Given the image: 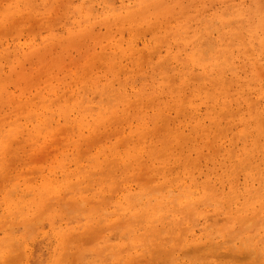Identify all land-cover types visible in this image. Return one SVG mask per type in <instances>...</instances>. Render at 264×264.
<instances>
[{"label":"rangeland","instance_id":"1","mask_svg":"<svg viewBox=\"0 0 264 264\" xmlns=\"http://www.w3.org/2000/svg\"><path fill=\"white\" fill-rule=\"evenodd\" d=\"M123 1L127 2V0H0V89H5L4 92H6L8 96L11 95L13 97L12 99L10 97L7 98V95L0 90V141L2 142V145L0 146V222L6 221V218H8L7 221L9 222L6 225H11L12 227H9L10 229L7 227L4 228L2 227V223H0V264H4V261L7 264L9 262V264L12 262V264H74V262L75 264H106L109 263L107 258H105L107 256L106 253H109L106 241L108 235L115 236L114 234L118 235L117 233L121 231L123 232V236L118 235V240L112 239L113 237H110V239L114 240V242L120 241L125 243L133 237V230L136 231L138 228L139 230H142L143 228L142 224H137L141 223L138 219L131 220V223L128 222V220L122 216V210L119 209L120 207L118 206L119 208L116 209L117 204L115 205V202L117 199L121 198L126 188L131 189L135 192L134 194H137L136 192L140 187L148 189L161 181L159 175L157 174L156 176V173L152 172L150 169L151 160L146 159L147 157L144 156L143 160L139 159L135 161L136 164L132 163L131 165L137 168L135 169L136 171H134L128 167V177L130 179L123 175L120 171L121 168L118 166L107 168L105 160H102L99 163L97 169L99 170L98 172L97 170H93L92 164L95 161V152L98 149L104 148L107 144L117 146V148L121 150L127 149L135 151L136 145L140 140L145 142L150 140L159 141V138L166 135L164 123L158 121L154 123V126L147 130L144 135L133 134L131 137L129 136V132L134 129L135 118L141 115H152V104H150L148 99H140L137 102L136 99H127L126 102L120 104V107H123L119 108L121 111L120 114L118 113L117 115L111 116L107 125L92 126L91 131L86 129L78 130L74 127L65 126V123L60 120L58 122L59 124H57V126L55 125L56 127L51 125L53 128L45 131L42 130L41 133L35 132L36 134L31 136L26 133V131L29 130L28 128H32L31 133L34 129V123L32 124L29 120L31 121V119L41 118L44 109L51 108L52 110H57L59 107L68 108L72 105L71 103L74 99L77 97L79 98L80 95L86 92L90 93L87 88V84L90 80L98 77L102 84L101 86H105L106 76H110L109 71L114 69L115 66L111 61L109 63L110 67L101 65V63H103L102 55L104 56L105 52H111L109 55L112 56V54L121 47V44L122 48L128 50V52L126 51V54L128 55H126V57L128 58H125L126 60L124 63L122 62V67H125L124 69L118 72L113 71L114 77L111 78V83L107 84L109 85V90L116 92L120 89L122 81L125 80V78L131 77L132 80L130 79V82L135 87H138L137 81L134 80L137 78L136 75L140 72H143V74L151 72V65L153 64V58L150 57L151 53L140 59L137 55V48H139L141 44L150 43L154 33H158L159 31L162 32L163 29L161 27L165 26L163 23H165L169 16L170 19L174 20L181 16V14H183L182 12L170 11L158 20H156L155 15L148 14L145 18H140L138 22L135 19L136 24L133 25L135 23L134 21L132 27H129V29L125 24V18H122L123 20L121 21H119L121 18H118L115 22H111L109 27L103 25V23H99L95 29V33L91 32L90 34H87L86 36L88 39L84 38L85 36L81 37L84 39H81L80 37L79 39L77 38L79 40L78 43H75L74 38L78 37L75 36L70 40V37L67 38L68 40L65 39L67 42H62L64 38L58 39L55 44L49 46L48 50H46L43 45H40L37 50L38 52L41 50L38 53L39 55H37V51L36 54H34V51L29 49V44L32 42L39 44L48 30L51 32L63 33L66 29L71 27L72 21H85L86 14L90 13L91 10L96 13H100L101 11L109 13L110 7L108 4H110V2H112V4L115 3L116 5H120ZM205 1H208L206 2V5L212 4L209 7L210 9L219 7L216 0H211L210 2L209 0H193L194 8L195 6H198L199 8L200 4ZM119 22L122 23L120 24ZM161 22L163 26L161 25ZM159 23L161 26H159ZM156 24L161 29H157ZM121 28H124V30L122 31ZM213 34L216 35L215 33ZM113 35L114 37L111 39V36ZM120 37L122 39L121 41L115 39ZM60 41L62 42V45H64V51L67 53L62 51L63 47H61L62 45L60 44ZM84 42H87V46H85L86 44ZM114 42L120 43L113 45L115 44ZM164 43H162L163 45L160 44L162 46L158 50L160 52H158V56L165 55V48L167 45L171 46L172 49H176V46L179 45L177 38L172 35L167 37ZM78 45L79 47H77ZM67 48L70 50L68 51ZM21 53L24 54V57H21ZM61 54V57L64 58L60 60ZM20 57L22 58L21 64L17 61ZM54 58L55 61H52L51 59L54 60ZM100 58L102 59L100 60ZM172 65H175V63H172ZM147 79H149V77H147ZM58 84L60 85L58 86ZM3 87L5 88L3 89ZM173 88L174 87L171 86L170 91H173ZM63 93L66 95L65 97L63 96ZM211 93V95H217L215 90H212ZM42 96H45L44 99L49 97L47 99L48 105H45ZM147 104L150 107H148ZM184 104L187 106V103ZM84 107H86V104L81 103L80 108ZM182 109L180 118L190 119V117L193 116L194 113L192 108H186L183 106ZM205 109L210 110V108H205V105L201 104L200 111ZM195 115H197V113ZM9 133H12V140L7 139ZM206 133L205 138H207V144L200 146V149L196 152L197 157L200 158L199 164H196V162L198 163L196 158L195 163L191 158L195 157L196 153H192L191 157L189 154V156L187 155L185 157L173 149L175 146L170 149L167 144H160V152L157 154L158 158L155 164H158L159 161L168 165L167 169H165L167 172V179L169 181L172 180V182L174 181L173 183L175 184L174 185L170 181V186L176 188L177 183L180 180L189 182L191 171L193 174L196 173L193 176L201 179L204 174L203 172L206 170V166L213 165V162L215 164L219 162L220 154L222 152L220 153V149L217 146L224 148L228 147L227 139H223L225 133L217 128H211ZM199 135H201V133H199ZM122 141L123 144L121 143ZM119 144H122V146H118ZM217 149H219V151ZM260 150L264 152V146H262ZM229 160L230 159L228 158V161ZM109 171L112 173L110 174ZM93 172H95V174ZM104 172H106V174L109 172L110 177L104 174ZM134 174L137 175L132 177ZM237 176L238 182L243 183L245 179L244 174L238 173ZM174 178L178 179L175 180ZM104 179H107L106 182ZM252 180L253 187L258 188L259 183L256 180ZM58 182H62V187L59 190V192H61L56 194L54 190L57 189L55 187ZM68 183L70 187H68ZM227 187L228 186L226 185L224 190H222V192L225 191V194H229ZM56 195H58L57 200L55 199ZM60 195H64L66 198L64 196L61 197ZM41 198L43 200L51 198L50 204H46L48 207L50 206L49 209L47 208L48 210H46L47 206H45L44 203H39ZM255 199L254 195L248 197L244 191L235 199L237 204L235 203L233 205L232 210H230L231 212L225 208L226 206L224 204L220 207L222 214L219 219H222V221L219 220L218 225L215 226L217 228L222 225V227H226L229 231L225 230L224 232L221 231V233H217L214 229L215 226H210V223L206 224L201 217L198 218L195 214V217L192 215L193 219L197 218L196 221H198L199 224L206 225L208 231H215H213V234L210 231L209 235L202 234V236H199L201 234L198 229L199 225L195 224L194 227H191V234L197 236L194 243H198L200 248L194 249V252L196 251L195 253H190L186 264H264V245L262 244H252L249 249L245 250L246 252L240 260L235 257L234 259L231 258L227 253L226 256L223 255L225 250L226 252L239 251L241 248H244L246 242L249 240V229L252 226L254 229L258 230L259 235L263 234L264 199L260 198L262 201L260 199H257L256 201ZM91 201L94 202H92V206L96 204V207L93 206L92 208L90 205ZM245 203H247V205ZM105 204H107V206ZM246 206H248V208ZM250 206L254 207L256 212L253 211V208L251 209ZM110 207L115 208L120 214V217L118 218L119 220H116L114 223H109V220L107 219ZM61 209H64L66 212L64 211V213ZM98 209V212H102L103 214L95 212V210L97 211ZM15 210H17V212ZM104 213H106L107 216ZM258 213L259 215H257ZM144 218H146V216ZM30 219L33 220L29 221ZM121 219L123 221H120ZM24 221L27 223L29 221L28 225L31 224L32 226L29 227L26 225L27 223L22 225V222ZM126 221L129 223L128 225L127 223L125 224ZM20 222L21 224H19ZM251 222L254 223V225ZM100 223L101 225L103 224L104 229L102 228L103 226L100 227ZM248 226L250 227L248 228ZM70 228L72 230H70ZM129 228L130 230L132 229V232L129 231ZM97 229L100 230V234L97 233L96 236L94 233ZM61 230L64 232L62 233ZM110 230H113L114 233H110ZM232 230L234 232H231ZM186 232L187 235L184 236L189 237L190 231L188 230ZM222 233H225L226 235H223ZM228 234L231 236H228ZM93 235L94 238H92ZM100 237L102 238L99 239ZM114 238H117V236ZM229 238L231 239L228 240ZM124 239H126L125 242ZM174 240L177 241L176 239ZM174 240H171L170 244H173ZM183 240L184 239H181L180 241ZM210 241L211 243L213 242L216 244H211ZM99 242L103 244L100 245ZM145 242H148V240ZM147 244L150 246H145L143 253L141 249L137 252L131 250V254L136 257V260L137 258L139 259V256L141 259L136 261L133 260L134 257H132L130 263L151 264L153 261L156 263L157 257L154 258L152 255L153 246L150 243ZM105 245H107V247ZM216 245L217 247H214ZM11 246L12 248H10ZM186 247H188V245H186ZM189 248L193 249L190 246ZM217 248L220 249L218 250ZM257 248L260 250L259 255L262 254L260 258L255 257L257 256ZM74 249H76V251ZM215 250H218V252ZM82 251L83 254H81ZM220 251L223 253L220 254ZM10 252L12 253V256L14 254L15 258L20 256L17 255V253H20L23 258L18 257L19 259L17 258L14 260V256L11 257ZM75 252L78 254L75 255ZM64 254L66 255L62 258ZM178 254L180 256L183 255L176 253V255ZM55 255L57 256V261L54 260ZM10 257L11 259H9ZM73 257H77V261H75ZM256 259L263 260L259 261ZM62 260H65V262Z\"/></svg>","mask_w":264,"mask_h":264},{"label":"bare ground","instance_id":"2","mask_svg":"<svg viewBox=\"0 0 264 264\" xmlns=\"http://www.w3.org/2000/svg\"><path fill=\"white\" fill-rule=\"evenodd\" d=\"M210 1L211 0H209V2ZM206 2L208 1L201 3L199 8L198 6H195L194 8L193 0H127V2L123 1L120 5H116L115 3L112 4V2H110V4H108V6L110 7L109 13L105 11L96 13L91 10L90 13L86 14L87 16L85 21H72L71 27L66 29L63 33L51 32L49 30H46L47 33L42 37V41L39 44L34 42L29 44V49L33 50L34 52H32L36 54V51L38 50L40 45H43L44 48L48 50L49 46L51 44H55L58 39L64 38L62 42H65V39L69 37L70 40L75 36H78L74 38L75 43H78L79 37L81 38L82 36H85L84 38H87V34H90L91 32L95 33V29L97 28V25H99V23H103V25H107L109 27L110 23L115 22L116 19L121 18L119 20L121 21L125 18L126 23H124L128 26L129 29V27H132L135 19L138 22L140 18H145L148 14L155 15L156 20H158L160 17L165 16L170 11L183 13L181 14V16L177 17L174 20L170 19V16L169 18L166 17L167 20L165 21V23H163L165 24V26L161 27L163 29L162 32H153L154 34L152 36V41L147 44H141L139 48H137V55L140 59L141 57H144L150 53V57L153 58V64L151 65L152 73L150 72L148 74H143V72H140L136 75L137 78H135L134 80L137 81L138 87H135L130 82V79L132 80V77L125 78V80H123L121 83L120 89L116 92L109 90V85H107L108 83H111L110 80H112L111 78L114 77L113 71L118 72L125 68L122 67V62L124 63L126 60L125 58H128L126 57V51L128 52V50L122 48L121 44V47L117 51L114 50L115 52L112 54V56L109 55L111 52H105L104 56L102 55L103 59L100 58V60H103V63H101V65L110 67L109 63L111 61V63L115 66V68L113 67L114 69L109 71L110 76L106 74L107 76L105 86H101L102 84L100 83V79L98 77L90 80L87 84V88L89 89L90 93L86 92L80 95L79 98L77 97L76 99H74V101L71 103L72 105H70L68 108L59 107L57 110H52L51 108L44 109V113L42 114L41 118L31 119V121L29 120V122H31L32 124L34 123V129L32 130V133V128H28L29 130L27 131L25 129L26 133L31 136L33 134H36L35 132L41 133L42 130L45 131L53 128L52 126H57V124H59L58 122L62 120V122L65 123V126L74 127L78 130L86 129L88 131H91L92 126L94 125H107L111 119V116L121 113L119 108L123 107H120V104H123L127 99L130 98L136 99V102L140 99H148L150 104H152L153 109L151 116L141 115L135 118V123L133 122L134 129L130 131L131 133L129 132L130 137L133 134L141 136L144 135L147 130L151 129L154 126L153 124L158 121H162L164 123L166 135L159 138V141L150 140L148 142H145L143 140H140L136 145L135 151H130L127 149L121 150L117 148V146L107 144V146H105L104 148L101 147L102 149H98L95 152V161L92 164V168L94 171L98 169L99 163L102 160H105L107 168L118 166L121 168L120 171L123 173V175L128 177L129 169L131 168L132 170L136 171L135 169L137 168L133 167L131 164L135 163V161L139 159L143 160V157L146 156V159L151 160V171L156 173V176L158 174L161 178V181H159V183L157 182L148 189L140 187L136 192L137 194H134L135 192H133L131 189L126 188L121 198L117 199V201L115 202V205L117 204L116 209L120 207L119 209L122 210V216H124L128 220V222L133 219H138L141 223L137 224H142L143 228L140 225L142 230H139V228L136 229V231L133 230V237L126 242V239H124L125 243L120 241L114 242V240H112H118V235L121 236L123 234V232L121 231L117 233L118 235L114 234L115 236L108 235L106 240L108 247L107 245L105 246L107 247V249L109 248V253H106L107 256L105 258H107V261L109 263L105 262L106 264H132L133 262L130 263V261L132 260L131 258L134 257L133 260H136V257L131 254V250L137 252L141 249L143 253L145 246H150L147 243H150L153 246L152 255L154 256V258L157 257L156 263L152 260L153 262H150L151 264H186L188 262L187 259L189 258L190 253H195L196 251L194 252V249L200 248L198 243H194V241L197 239V236L191 234V227H194L195 224L199 225L198 229L201 233L199 236H202V234L209 235L210 231L213 234V231L215 230L217 231V233H221V231L224 232L225 230L229 231L228 229H226V227H222V225L221 227L218 226L217 228L215 226L218 225L219 220L222 221V219L219 218L222 214L220 207L223 206V204L226 206L225 208L229 210V212H231L230 210H232L233 205L238 201V199L237 201H235V199L239 197L244 191L248 197H252L254 195L256 201L260 198L264 199V152L260 150L261 147L264 146V0H216L219 7H214L213 9L209 8L212 4L206 5ZM122 22L119 23L121 24ZM135 24L136 21L133 25ZM163 24L161 22L162 26ZM161 25L159 23V26ZM159 26H157V29H161ZM121 30L123 31L124 28H121ZM213 33H215L216 35H214ZM171 35L177 38L179 45L176 46V49H172L171 46L167 45L165 48V55L158 56V50L163 45L162 43H164L167 37ZM113 37L114 35L111 36V39ZM115 39H118L119 41L122 40L121 37ZM62 42L60 41L61 45ZM84 43L86 44L87 42ZM118 43L116 42L115 44H112L117 45ZM79 45L77 47H79ZM63 46L64 45H62L61 47ZM85 46H87V44ZM62 49V51H64V47ZM69 50L70 49H68V51ZM40 51L41 50H39V52ZM39 52L37 51V55H39ZM22 53L21 57H24V54ZM61 56L62 54L60 55V60L64 58ZM21 57L19 58V60H17L19 61V64H21ZM51 60L55 61V58L54 60ZM172 63H175V65H172ZM147 77H149V79H147ZM59 85L60 84H58V86ZM171 86L174 87L173 91H170ZM4 88L5 87H3V89ZM4 90H2V92L6 94ZM210 90H215L217 92V95H211L212 93ZM63 96L65 97L66 95H64L63 93ZM8 97H10L11 99L13 98L11 95H7V98ZM44 97L45 96H42V99L45 101V105H48L47 99L49 97L47 99H44ZM81 103L86 104V107L80 108ZM184 103H187V106ZM201 104H204L205 108H210V110L205 109L203 111H200ZM183 106L193 109L194 114L192 117H190V119L180 118ZM196 113L197 115H195ZM211 128L222 130L225 133V137L223 139H227L228 141L227 148L216 145L220 149V153L222 152L221 154L219 153V162L217 164L213 162V165L206 166V170L205 172H203L204 174L202 175L201 179L193 176L196 173L193 174L191 171V174L189 175V182L180 180L177 183L176 188L170 186L169 182H172V180L169 181L167 179V172L165 171L168 165L164 162L161 163L159 161L158 164H155L158 158L157 154L160 152V144H167L170 149L175 146L173 149L179 152L180 155L186 157L189 154L191 157V154L196 153L200 149V146L207 144V138H205V136L207 134L206 132ZM199 133H201V135H199ZM11 135L12 133L8 134V140H12ZM121 143L123 144V141ZM122 144H119L118 146H122ZM1 145L2 142L0 141V146ZM219 149L217 150L219 151ZM191 158L194 163L196 162V158L198 161V163L196 162V164H199L200 158L197 157V153L195 157ZM228 158L230 159L229 161ZM98 171L99 170H97V172ZM109 172L110 174L112 173L111 171ZM109 172H107L108 174L104 172V174L109 176ZM93 173L95 174V172ZM238 173L244 174L245 179L243 183L238 182ZM136 175L134 174L132 175V177ZM128 179L130 178L128 177ZM174 179L177 180L178 178ZM252 179L256 180L259 183L258 188L253 187L251 182ZM61 184L62 182L57 183L55 187L57 189L54 190L56 194H58L59 190L61 189ZM67 185L68 187H70L69 183ZM226 185L228 186L227 191L229 192V194H225V191H223L224 194L222 192ZM55 197V199L57 200L58 195H56ZM51 198H46L44 200L41 198L39 200V203H44L45 206H47L46 210H48L50 208V206L48 207V205L51 202ZM92 202L93 201H91L90 204L91 206ZM106 203L109 204L108 202ZM247 203L245 204L247 205ZM107 204L105 205L107 206ZM93 206L96 207V204ZM246 207L248 208V206ZM250 207L251 209L253 208V211H255L254 207ZM116 209L113 207L109 208V214L107 218L109 220V223H114L116 220H119L118 218L120 217V214ZM61 210H63V212L65 211L64 209ZM15 211L17 212V210ZM98 211L99 209L97 211L95 210V212ZM98 213L101 214L102 212ZM106 213L104 214L107 216ZM194 214L198 218L201 217L206 224L210 223V226H215V230L208 231L206 225L199 224L198 221H196L197 218L193 219L192 215ZM257 215H259V213ZM145 216L146 218H144ZM6 219L8 220V218ZM7 220L0 223H2V227H7L8 229H10L12 227L11 225H6L9 222ZM31 220L33 219H30L29 221ZM120 221L123 220L121 219ZM22 223V225H25V223L27 222L24 221ZM28 223L26 225H28ZM32 223L34 224L33 221ZM126 223L127 221L125 222V224ZM19 224H21V222ZM128 224L129 223H127V225ZM252 224L254 225V223ZM28 226L31 227L32 225L30 224ZM102 226L103 224L101 225L100 223V227ZM249 227L250 226H248V228ZM102 228L104 229V226ZM70 230L72 229L70 228ZM188 230L190 231L189 237L184 236L187 235L186 231ZM129 231L132 232V229L130 230L129 228ZM63 232L64 231H62V233ZM99 232L100 230L97 229L94 235L96 234L97 236V233L100 234ZM109 232H112V234L114 233L113 230H110ZM231 232L234 231L232 230ZM222 234L226 235L225 233ZM94 235L92 236V238H94ZM116 236L117 238H114ZM228 236L231 235L228 234ZM102 237H100L99 239H101ZM110 237L113 238L110 239ZM174 239H176L177 241H175ZM181 239L184 240L180 241ZM230 239L231 238H229L228 240ZM147 240L148 242H145ZM171 240H174L173 244H170ZM100 242V245L103 244ZM211 244L214 243L212 242ZM252 244L264 245V232L262 235H259L258 230L254 229L253 226L249 229V240L246 242L244 248H241V250L239 251L226 252L225 250L224 253L222 251H220L219 253H223L224 256H226L227 253L231 258L234 259L235 257L236 259L240 260L241 258H243L246 252L245 250L249 249ZM186 245H188V247H186ZM189 246L193 249H190ZM214 247H217V245ZM10 248H12V246ZM217 249L219 250L220 248ZM74 250L76 251V249ZM218 250L215 251L218 252ZM83 251L81 252V254H83ZM256 252L257 256L255 257L260 258L262 254L259 255V248L256 249ZM12 253L10 254L11 257L14 256V254L12 256ZM176 253H180L183 255H176ZM77 254L78 253H76L75 255ZM186 254L188 257L186 256ZM17 255L16 258L14 256V260H16L18 257H22L20 253H17ZM65 255L66 254H64L62 258H64ZM11 257L9 259H11ZM76 258H74L75 261H77ZM56 259L57 256L55 255L54 260ZM139 259H141L140 256ZM139 259L137 258V260ZM65 260L62 261L65 262ZM262 260L263 259L259 261ZM4 264L7 263H5L4 261Z\"/></svg>","mask_w":264,"mask_h":264}]
</instances>
